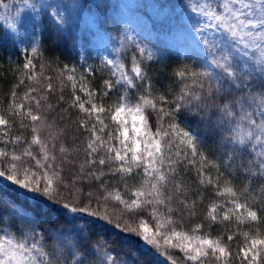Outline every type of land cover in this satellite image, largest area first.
Here are the masks:
<instances>
[{
    "label": "snow or ice",
    "instance_id": "obj_1",
    "mask_svg": "<svg viewBox=\"0 0 264 264\" xmlns=\"http://www.w3.org/2000/svg\"><path fill=\"white\" fill-rule=\"evenodd\" d=\"M28 7L34 28L42 23L41 13L57 30L66 23L60 5ZM185 8L222 35L219 41L203 38L194 64L174 69L179 89L171 99L167 93L154 94L148 62L159 58L157 52L131 35L120 37L117 58L101 60L109 70L103 92L91 87L87 75L77 78L74 68L64 66L73 92L69 107L84 114L77 125L88 134L79 176L98 182L103 193L89 192L83 206L78 202L82 189L71 198L63 195L78 182H66L63 173L69 156L80 148L64 144L65 129L52 131L56 122H49L53 106L46 94L52 84L45 94L32 85L15 90L25 81L39 84L33 60L40 55L41 41L33 35L24 49L21 78L7 107L0 105V181L33 194V199L39 194L71 213H88L108 223L119 208L115 227L140 238L170 264H177L174 250L182 254L183 264H264V0H193ZM20 12L7 24L13 34L23 28ZM193 30L202 34L204 22L197 20ZM129 46L134 48L130 66L119 59L121 49ZM86 73L94 75L95 69L89 66ZM114 90L116 99L106 104ZM181 117L204 124L216 136L215 147L182 127ZM188 169H195V186L184 178ZM240 175L245 181L237 184ZM106 176L119 178L111 191ZM24 220L27 231L17 228L0 235V264H126L103 238L83 236L82 245L56 229L47 244L32 221ZM237 236L243 244L233 251Z\"/></svg>",
    "mask_w": 264,
    "mask_h": 264
},
{
    "label": "trees",
    "instance_id": "obj_2",
    "mask_svg": "<svg viewBox=\"0 0 264 264\" xmlns=\"http://www.w3.org/2000/svg\"><path fill=\"white\" fill-rule=\"evenodd\" d=\"M149 1L143 0V7L149 10ZM158 2L166 0H156ZM176 2V0H170ZM219 2V0H217ZM29 3H42L41 0H0V105L7 107L11 92L14 85L18 84L21 78L20 70L25 62L24 49L30 44L33 35L38 36L41 41L40 55L33 60L36 65L35 72L38 74L39 84L32 81H25V85L15 89L18 93L26 90L28 85H32L41 89V94H45L44 89L48 83H51L53 90L47 92V103L53 106V110L49 113V122L55 120L56 128L65 129L62 140L66 146H78L80 150L69 156L71 163L64 165L65 181L69 182L76 179L74 188L64 190L63 195L71 198V193H75L76 189H82L78 194L79 206L88 203L87 194L92 192L95 196L103 195L99 190V183L79 176L80 164L84 162L83 144L87 139V133L80 130L77 121L84 118V114L76 109L69 107L73 96L71 83L66 80L67 72L63 71L64 66L75 69L77 78L81 74L87 75L91 87L99 92H103V80L108 78V69L105 67H94L95 73L87 74L86 69L89 65L82 58L83 50L92 38L93 30L88 27L84 18L90 14L97 22L107 37L114 51L120 47L119 39L121 37V28L117 22L118 4L116 0H66V4L60 11L66 17V23L62 28L57 30L51 26L50 19L41 13L42 23L39 27L34 28V13L28 7ZM17 9H21L20 18L24 24L20 33L13 34L7 24L17 18ZM49 11H51L49 9ZM151 13V12H150ZM28 36V38H27ZM141 46L157 52L158 59L151 64L149 75L154 86V94L167 93L169 99L179 89L172 73L178 65L192 66L195 62L194 53L177 54L172 50L166 42L159 36H141ZM31 55V53H27ZM132 53L121 49L119 59L121 62L130 66ZM192 57V58H189ZM114 58L117 54L114 52ZM137 83H139L137 81ZM190 83V82H189ZM43 86V87H41ZM137 90L133 89V94ZM80 94V93H76ZM118 93L114 90L106 98L105 103H111L116 99ZM63 97V101L60 97ZM67 109V111H65ZM155 114H153V120ZM106 122H108L106 120ZM180 124L182 127H190L198 133L201 139L209 148L215 147L216 136L213 135L204 124L194 119H185L181 117ZM30 136V133L26 132ZM60 142H57V154ZM209 159H212L209 156ZM185 180L195 186L196 173L195 169H188L183 173ZM109 182V191L118 183L119 178L111 176L104 177ZM245 177L240 175L237 177L236 183L242 184ZM0 183H4L0 181ZM33 199V194L25 193L23 190L11 183H4L3 189H0V217H3L0 228L3 232L11 233L17 228H23L27 231L24 218L27 217L32 221L37 233H43L47 244H51V233L59 229L61 233L72 239H79L83 245V236H88L89 241L103 238L107 240L114 249V254L126 261V264H161L166 262V257L155 255V250H149L151 246H147L140 238L134 234L124 233L121 229L116 228L118 222L119 208L113 213L112 222L100 220L97 217H91L88 213H71L70 210L63 208L62 203L49 201L47 198L39 197ZM93 207L95 202L93 201ZM111 207V205H110ZM151 224V221H149ZM191 223V222H187ZM219 226L213 229V235L219 231ZM232 250L235 251L237 245L243 244L240 236L234 238ZM176 259L177 264H183L181 253L174 250L171 253ZM170 264V262H166Z\"/></svg>",
    "mask_w": 264,
    "mask_h": 264
},
{
    "label": "rangeland",
    "instance_id": "obj_3",
    "mask_svg": "<svg viewBox=\"0 0 264 264\" xmlns=\"http://www.w3.org/2000/svg\"><path fill=\"white\" fill-rule=\"evenodd\" d=\"M116 1L118 4L117 22L121 28V37L131 35L138 43H140L141 36H159L179 55L184 53L199 54L203 47V38H207L209 41H219L221 38L222 33L206 27L207 22L203 17L196 16L185 8V5L192 3L193 0L149 1L151 13L143 7V0ZM41 2L60 5L59 11L66 4V0H41ZM200 2L203 3L204 0H200ZM84 20L93 30V35L83 50L82 58L89 66L104 67L101 63L103 57L114 58L109 38L98 27L97 22L90 14L86 15ZM197 20L203 21L205 24V31L200 35H197L193 30ZM126 51L133 53L134 48L129 46Z\"/></svg>",
    "mask_w": 264,
    "mask_h": 264
},
{
    "label": "bare ground",
    "instance_id": "obj_4",
    "mask_svg": "<svg viewBox=\"0 0 264 264\" xmlns=\"http://www.w3.org/2000/svg\"><path fill=\"white\" fill-rule=\"evenodd\" d=\"M167 44V43H166Z\"/></svg>",
    "mask_w": 264,
    "mask_h": 264
}]
</instances>
